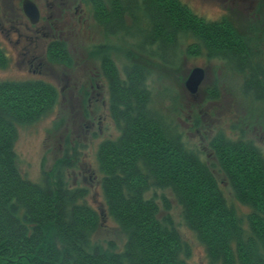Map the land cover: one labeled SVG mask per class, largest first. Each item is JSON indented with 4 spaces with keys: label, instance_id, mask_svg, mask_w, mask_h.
Wrapping results in <instances>:
<instances>
[{
    "label": "trees",
    "instance_id": "1",
    "mask_svg": "<svg viewBox=\"0 0 264 264\" xmlns=\"http://www.w3.org/2000/svg\"><path fill=\"white\" fill-rule=\"evenodd\" d=\"M101 33L109 41L92 48L107 78L108 109L120 135L103 141L97 150L106 214L126 235L120 251L92 240L99 224L85 188L65 186L63 169L70 153L57 161L55 179L42 184L22 175L14 155L18 125L31 124L57 101L56 88L46 81L0 84V264H188L190 248L172 226L170 216L159 218V205L150 191H170L181 208L185 225L204 246L213 264H264V157L250 142H210L218 168L232 196L249 213L241 216L228 201L207 164L187 150L179 136H170L150 107L147 79L155 62L174 67L177 32L198 40L187 51L228 61L231 52L247 53L243 69H251L252 44L264 39L261 12L252 42L239 40V20L226 16L206 22L180 0H88ZM253 22V23H252ZM247 24L243 23V26ZM263 35V34H262ZM247 36V35H246ZM123 43L128 66L119 76L109 52ZM129 41L131 44H129ZM245 46H244V45ZM121 45V44H120ZM250 48V49H249ZM121 49V48H120ZM171 54L170 61L161 60ZM215 53L216 55H212ZM49 61L71 66L66 46H53ZM238 66V59L230 57ZM244 59H248L247 62ZM227 63H225L226 67ZM6 59L0 49V67ZM239 68V67H238ZM242 70V71H243ZM244 86L257 90L264 81L246 76ZM166 210L167 201L163 198Z\"/></svg>",
    "mask_w": 264,
    "mask_h": 264
},
{
    "label": "rangeland",
    "instance_id": "2",
    "mask_svg": "<svg viewBox=\"0 0 264 264\" xmlns=\"http://www.w3.org/2000/svg\"><path fill=\"white\" fill-rule=\"evenodd\" d=\"M180 1L203 22L220 21L228 16L235 21L239 18L238 27H242L243 22L248 25V21L253 20L252 14L258 18L260 13L227 15L231 11L228 0ZM220 13L223 16H219ZM260 15L261 22H264V12ZM101 30L100 25L95 23L90 34H78L68 39L71 66L65 67L46 59L39 70L29 67L14 40L9 42L7 37L0 36V49L6 59L5 66L0 67V84H22L40 80L56 88L57 101L43 116L31 124L17 126V136L13 144L17 167L20 173L33 183L42 184L46 175L53 180L57 161L67 154L69 146H73L77 155L71 154V166L63 169L65 186L87 190L88 203L94 207L99 218L92 240L102 249L113 244L114 250L120 251L127 239L122 229L106 214L102 196V174L99 173L96 153L103 141L115 140L120 135V130L110 117L108 88L101 93L105 107L100 108L99 112L102 120L100 132L88 135L83 131L82 125L85 121L80 119L81 115L77 113L78 106L82 101L86 105V101L82 98L76 99L79 89L77 88V92L75 87L82 85L84 91V86L90 78L89 74L100 67L99 58L90 55L91 49L109 41V38H104ZM196 39L184 31L177 32L175 43L170 49L174 52V67H162L154 61L157 68L150 71L146 84L150 107L156 118L166 126L169 135L179 136L184 147L196 153L197 157L207 164L221 184L228 201L241 216H245L250 212L249 208L242 206L232 196L227 180L218 168L210 142L218 136L228 141L245 140L257 146L264 157V93L244 86V71H241L236 63H232L228 69L220 56L208 57L203 50L202 54L188 52V46L198 41ZM114 40L116 39L112 38L111 44H114V47L120 46L121 49L112 50L109 55L117 67L119 76L123 77L124 69L128 66L125 53L129 46L124 47L123 43L117 44ZM260 43L264 53V43L261 40ZM40 50L39 47L37 52L40 53ZM170 55L166 53L159 57L161 60L170 61ZM196 66L204 69L206 77L194 95L188 92L183 83L189 71ZM34 69L35 73H32ZM251 70L255 71L254 68ZM99 100L102 101L100 98ZM98 106H101L100 103ZM147 197L155 198L156 204L159 205V218L162 220L170 216L172 226L187 243L190 248L188 264H213L206 257L204 246L185 225L181 208L173 194L169 190H157L148 192ZM163 198L170 206L169 210H166Z\"/></svg>",
    "mask_w": 264,
    "mask_h": 264
},
{
    "label": "flooded vegetation",
    "instance_id": "3",
    "mask_svg": "<svg viewBox=\"0 0 264 264\" xmlns=\"http://www.w3.org/2000/svg\"><path fill=\"white\" fill-rule=\"evenodd\" d=\"M22 1L23 0H0V36L7 37L9 42H13L14 40L15 46L21 50L20 54L26 58V63H28L30 68H40L42 62L48 58L46 55L49 49L53 48V46L56 47V45L62 47L66 46L70 56V50L67 44L68 39L78 34L82 36L90 34L91 29L96 23L95 14L92 12L88 0H29L35 5L37 10L38 17L35 22H31L30 18L25 15ZM223 1L225 2V0ZM228 1H230L231 11L227 15L264 12V0ZM254 15L255 14H252L253 20H251L256 22ZM219 16L223 15L220 13ZM248 22L251 23V21ZM256 28L257 27L246 25L235 29V31L238 32L237 38H239V40L241 39L244 43L247 41L252 42L251 37L254 38L256 35ZM261 32L262 33H259L257 36L264 39V25H261ZM261 42L264 43L262 40ZM260 45L261 43L259 44L256 42V44L253 43L251 46V61H253L252 66H254L251 69L254 68L255 71L253 72L251 69L242 70L245 71L246 76L256 77L257 81H264V53ZM39 47L41 48L40 53L37 52ZM238 54L239 53L236 52H231L229 54V63L225 61L228 69L234 62L230 58L233 57L239 60L238 67L241 70L243 61L239 59V56L241 54V57L247 58V53L244 54V52L241 51L239 56ZM244 60L247 62L248 59ZM35 69L32 73H35ZM37 73L39 74L40 72L37 71ZM89 77L87 84L84 86V91L81 87L82 85L80 87H78V85L75 87L76 90L77 88L79 89V94L76 99L82 98L86 101V105H84V101H82V104L78 106L77 113L81 115L80 119L85 121L82 127L83 131L88 135H90V133L95 134L97 131L100 132L102 130V120L99 112L105 107V102L101 98V93L108 88L107 78L104 76L101 66L98 69L95 68L93 72L89 74ZM258 91L264 93V85H260ZM99 98L102 101H100ZM99 103L101 106H98ZM71 151L73 155H77L76 151Z\"/></svg>",
    "mask_w": 264,
    "mask_h": 264
},
{
    "label": "water",
    "instance_id": "4",
    "mask_svg": "<svg viewBox=\"0 0 264 264\" xmlns=\"http://www.w3.org/2000/svg\"><path fill=\"white\" fill-rule=\"evenodd\" d=\"M23 11L27 15L31 22H35L38 17L35 5L29 0L22 1ZM206 72L201 67H195L189 71V75L184 81V87L190 94H196V91L205 79Z\"/></svg>",
    "mask_w": 264,
    "mask_h": 264
},
{
    "label": "bare ground",
    "instance_id": "5",
    "mask_svg": "<svg viewBox=\"0 0 264 264\" xmlns=\"http://www.w3.org/2000/svg\"><path fill=\"white\" fill-rule=\"evenodd\" d=\"M206 77V76H205ZM204 81V80H203Z\"/></svg>",
    "mask_w": 264,
    "mask_h": 264
}]
</instances>
